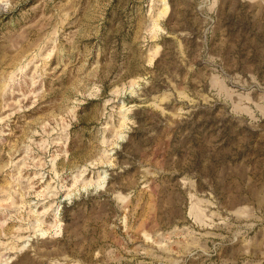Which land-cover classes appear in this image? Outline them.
Returning <instances> with one entry per match:
<instances>
[{"label": "rangeland", "instance_id": "obj_1", "mask_svg": "<svg viewBox=\"0 0 264 264\" xmlns=\"http://www.w3.org/2000/svg\"><path fill=\"white\" fill-rule=\"evenodd\" d=\"M0 264H264V0H0Z\"/></svg>", "mask_w": 264, "mask_h": 264}]
</instances>
